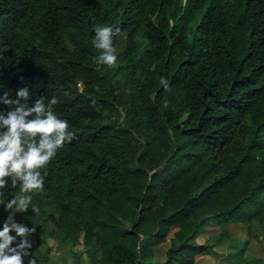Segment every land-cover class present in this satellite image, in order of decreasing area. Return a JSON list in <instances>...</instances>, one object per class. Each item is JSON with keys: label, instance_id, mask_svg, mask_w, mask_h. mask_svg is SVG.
I'll use <instances>...</instances> for the list:
<instances>
[{"label": "trees", "instance_id": "16d2710c", "mask_svg": "<svg viewBox=\"0 0 264 264\" xmlns=\"http://www.w3.org/2000/svg\"><path fill=\"white\" fill-rule=\"evenodd\" d=\"M97 26L119 30L114 67L96 62ZM25 87L73 134L14 218L35 227V264H54L48 240L59 264H195L211 221L264 237V0H0V115ZM244 252L224 262L264 264Z\"/></svg>", "mask_w": 264, "mask_h": 264}, {"label": "clouds", "instance_id": "9594fccd", "mask_svg": "<svg viewBox=\"0 0 264 264\" xmlns=\"http://www.w3.org/2000/svg\"><path fill=\"white\" fill-rule=\"evenodd\" d=\"M108 26L95 27L93 46L101 50L96 58L98 64L109 68L117 63L115 49L112 47V37L118 34ZM152 71L155 66H152ZM161 84L167 89V82L161 78ZM29 90L25 87L17 91L15 99H9L5 94L3 102L10 107L6 116L0 115V190L5 189L11 181L13 188L19 185V194L7 202L0 198V204L5 206L9 215L0 230V264H35L30 249L28 237L35 232V227L28 228L15 222L17 213H25L32 204V193L43 191L44 176L41 170L55 158L66 141L73 139L68 132L66 120L59 119L53 111L58 103L53 97L47 105L45 98L36 99L32 106L27 101ZM165 106L166 102H165ZM30 117H32L30 119ZM3 197V192H0ZM39 208L31 207L33 214H39ZM15 232L16 236L10 235ZM17 237L19 242L17 243ZM13 244L16 246L13 247Z\"/></svg>", "mask_w": 264, "mask_h": 264}, {"label": "rangeland", "instance_id": "374dc122", "mask_svg": "<svg viewBox=\"0 0 264 264\" xmlns=\"http://www.w3.org/2000/svg\"><path fill=\"white\" fill-rule=\"evenodd\" d=\"M122 39L118 42V45L115 48V52L121 49ZM247 225L238 222V221H230L224 224H215L213 221L209 222L205 227L203 232L196 237V242L202 245L208 244V250L203 255H200L196 264H240V257L238 254H235L231 258V263L224 262V257L231 251H236L242 247L245 250L249 247L253 254H257L259 258L264 259V237H262L260 232H256L254 230L255 226H251L249 230H247ZM175 228H171L168 232L163 244L160 246L166 247L169 243V239L172 238V233ZM48 246L50 247L49 255H51V261L54 264L57 263L61 258L67 259L69 257L68 250L63 248H56L54 252L55 241L48 240ZM158 246V245H157ZM155 246V247H157ZM158 246V247H160ZM154 247V249H155ZM44 246H41V250L43 251ZM159 249V248H158ZM72 250L81 251L82 247L80 244L75 245ZM159 251V250H158ZM160 252V251H159ZM250 252L242 253L244 259L247 261L251 259L253 256ZM159 253H156V260L159 258ZM242 257V256H241ZM223 258V259H222ZM69 261V258H68ZM82 264H87L84 254L81 257ZM70 262V261H69ZM69 262L65 264H69ZM37 264H41L37 262Z\"/></svg>", "mask_w": 264, "mask_h": 264}, {"label": "crops", "instance_id": "0c3cea01", "mask_svg": "<svg viewBox=\"0 0 264 264\" xmlns=\"http://www.w3.org/2000/svg\"><path fill=\"white\" fill-rule=\"evenodd\" d=\"M161 244H163V243H161ZM158 246H160V245H158ZM158 246L155 247V249H154V251H153V259H154L155 263H160V262H162V261L164 260V252H165V250H166V248H167V246H166V247H163V248H162L161 246H160V247H158ZM158 248H159V249H158ZM158 250H159L160 252H159ZM157 252L159 253V255H158V256H159V257H158L159 259H158V260H156V253H157ZM245 252H250L251 254H253V253L251 252V250H250L249 247L245 250ZM245 252H244V253H245ZM253 256L258 257V256L255 255V254H253ZM222 259H223V258H222ZM154 261H153V262H154ZM195 264H196V262H195Z\"/></svg>", "mask_w": 264, "mask_h": 264}]
</instances>
